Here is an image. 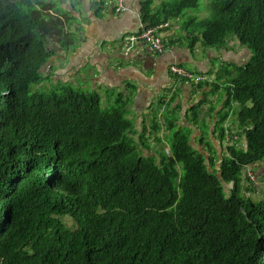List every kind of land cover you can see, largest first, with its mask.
I'll list each match as a JSON object with an SVG mask.
<instances>
[{
    "label": "trees",
    "instance_id": "trees-1",
    "mask_svg": "<svg viewBox=\"0 0 264 264\" xmlns=\"http://www.w3.org/2000/svg\"><path fill=\"white\" fill-rule=\"evenodd\" d=\"M210 1L200 19L186 13L200 0H141V21H180L191 49L237 40L252 52L218 72L230 79L219 141L238 106L223 156L209 140L207 156L194 147L174 112L168 154L151 142L164 141L159 115L138 133L123 96L104 111L99 93L71 83L39 92L77 34L54 0H0V264H264V202L243 194L242 172L264 161V0Z\"/></svg>",
    "mask_w": 264,
    "mask_h": 264
},
{
    "label": "crops",
    "instance_id": "crops-1",
    "mask_svg": "<svg viewBox=\"0 0 264 264\" xmlns=\"http://www.w3.org/2000/svg\"><path fill=\"white\" fill-rule=\"evenodd\" d=\"M54 1L60 8V14L70 22L69 30L77 34L78 41L75 48L61 55V60H66L63 63L65 65L57 68L60 65L57 57L47 66V71L55 70L59 78H67L65 83H75L76 78L89 80L94 93L100 94L102 103L111 94L114 99L123 96L128 101L126 109L128 115L134 116L129 118L134 121L138 133L146 128L150 135L157 114L161 126L165 123L167 127L169 112H174L179 117L176 122L178 129L191 130V143L201 152L207 155L209 153L206 140L211 141L216 149L220 145L227 147L225 143L218 141L216 126L220 113L225 109L230 79L222 76L220 79L218 72L227 66H246L253 57L249 48L243 47L237 40H232L221 49H206L200 42L191 49L190 40L185 37V31L180 24L174 25L169 21L168 27L163 30L166 43L163 54L153 52L143 41L134 43L129 49L131 36L142 25L141 0H125L127 10L122 14L115 12V0ZM172 65L186 68L193 74L207 76L208 85H203V90H198L197 85L184 82L171 74ZM83 70L88 71V74H82ZM85 75L89 79L84 78ZM214 84L221 85L219 93L226 90L225 98L212 96ZM205 95H208V104L199 110L200 121L195 124L191 122L190 110ZM173 98L174 103L168 106ZM211 107H215V110L209 112ZM162 132L164 127L159 133L161 137L164 136ZM158 145L153 144V150L159 148ZM263 163L254 166H263Z\"/></svg>",
    "mask_w": 264,
    "mask_h": 264
},
{
    "label": "rangeland",
    "instance_id": "rangeland-1",
    "mask_svg": "<svg viewBox=\"0 0 264 264\" xmlns=\"http://www.w3.org/2000/svg\"><path fill=\"white\" fill-rule=\"evenodd\" d=\"M213 5H214L213 2H211L210 0H200L199 8L187 10L186 13L190 16H197L200 19H204V18H207L211 15L212 10H214ZM171 21L174 25L175 24H181L180 21L178 22L177 20H171ZM62 54L63 53L61 52L59 55V58H58L59 61L58 62L60 63V65H59V67L56 66L57 68H60V66L65 65L63 63H65L66 60H61ZM184 69L187 70L186 68H184ZM43 73L45 74V76L51 77L52 80H46L43 85H41L39 87L36 86L37 90H40L39 92H41V93H50V92L58 91V90H60L61 87H63V84L65 83L64 81L67 80V78L66 79L59 78V76H57L58 74L56 73L55 70L47 71V69H44ZM82 74H88V71L83 70ZM235 76H236V74L234 75V77ZM70 78H73V77L71 76ZM84 78L89 79V76L85 75ZM61 82H63V83L61 84ZM71 85H73L75 90H79V91L85 92L87 94L94 93V91L92 90V84L89 80L86 81V80H83L81 78H76L75 83H71ZM34 88H35V86L33 87V90H34ZM225 91L226 90H223L222 92L219 93V91L214 90L212 96H217V98H219V99L225 98L226 94H227ZM117 98L118 97H115V99H114V95L111 94L110 98L108 97L109 100L106 99V102L108 104L103 101L102 109L104 111H111L114 107L117 106V104H116ZM237 111H238V106L235 107V112L237 113ZM236 113L231 116V118L229 119V121L226 124V125H228L229 129L235 130V131H237V127H238ZM129 117L133 118L134 116L132 117V115H128V118ZM163 127H164V132H162V133L164 135L163 138H164L165 144L163 145V142H164L163 141L161 144L158 145L159 148H154V149L155 150L160 149L161 152H164V150H166V152L169 154V152H170L169 138L172 137L173 131H169V133H168V129H167V127H165V123H163ZM134 138L138 139L139 137L135 136ZM236 141H237V145L240 147L245 145V143H246L245 139H243L242 136H237ZM151 142H152V144L157 145V143L154 140H152ZM227 145H228V142H225V146H227ZM167 147H169L168 150L166 149ZM217 150H218L220 156H223V152H224L223 146L222 145L218 146ZM203 154L205 156H207V153H203ZM178 166H179V168H181L182 164L180 163ZM242 172H243V179H245V182H243V183H245V184H243V188H245V191H243V194H245V196H247V197H249V196L252 197V199L257 201V202H260V201L264 202V188H263V184H264L263 183L264 182V163H263V166H261L259 164L257 166L251 165V166L243 169ZM252 172L256 175L254 178L257 179L256 180V187H258L257 189H254L252 182L248 178V175L251 176L250 174H252ZM258 174H260V176H258ZM227 188L229 189V187H227ZM260 190H262L263 192H260ZM250 192H251V195H249ZM67 221L69 222L70 225L73 224L72 220L67 219Z\"/></svg>",
    "mask_w": 264,
    "mask_h": 264
},
{
    "label": "built area",
    "instance_id": "built-area-1",
    "mask_svg": "<svg viewBox=\"0 0 264 264\" xmlns=\"http://www.w3.org/2000/svg\"><path fill=\"white\" fill-rule=\"evenodd\" d=\"M114 9L117 14L124 13L127 10L125 0H115ZM166 27H168L167 23L153 28L146 27L144 24H142L139 31H137L135 34H133V36H131V45H129L128 48L131 49L134 43L143 41L146 45L149 46V48L153 52L163 54L166 51V43L164 40L165 38L163 30L166 29ZM170 72L180 80H183L184 82H189L191 84L200 85L205 84L209 81V78L207 76L193 74L178 65H172L170 67ZM227 135L228 142H231L232 136L230 130H228ZM250 175V177L253 178L252 180L256 182L257 179L254 178L256 175L253 172Z\"/></svg>",
    "mask_w": 264,
    "mask_h": 264
},
{
    "label": "flooded vegetation",
    "instance_id": "flooded-vegetation-1",
    "mask_svg": "<svg viewBox=\"0 0 264 264\" xmlns=\"http://www.w3.org/2000/svg\"><path fill=\"white\" fill-rule=\"evenodd\" d=\"M208 82H209V81H208ZM208 82H206V83H208ZM206 83H205V84H206ZM195 85H196V84H195ZM197 86H198V85H197ZM207 97H208V95H205V97H204V98H203V100H202V101H204V100H206V101H207V103H206L205 105H207V104H208V98H207ZM200 102H201V101H200ZM200 102H199V103H200ZM199 103H198V104H199ZM205 105H202V106H201V108H202L203 106H205ZM195 106H196V105H195ZM201 108H200V109H201ZM136 136H138V137H139V135H136ZM218 141H219V140H218ZM222 143L224 144L225 142H224V141H222ZM164 151H165V150H164ZM217 151H218V150H217ZM154 153H155V152H154ZM263 162H264V161H263Z\"/></svg>",
    "mask_w": 264,
    "mask_h": 264
},
{
    "label": "water",
    "instance_id": "water-1",
    "mask_svg": "<svg viewBox=\"0 0 264 264\" xmlns=\"http://www.w3.org/2000/svg\"><path fill=\"white\" fill-rule=\"evenodd\" d=\"M160 160H161V158H160ZM218 170H220V167H218ZM258 176H260V174H258Z\"/></svg>",
    "mask_w": 264,
    "mask_h": 264
}]
</instances>
